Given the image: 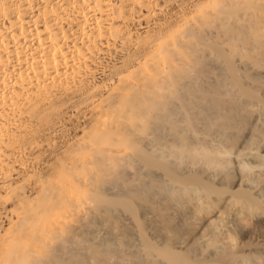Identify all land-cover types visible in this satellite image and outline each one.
Instances as JSON below:
<instances>
[{
	"label": "bare ground",
	"instance_id": "obj_1",
	"mask_svg": "<svg viewBox=\"0 0 264 264\" xmlns=\"http://www.w3.org/2000/svg\"><path fill=\"white\" fill-rule=\"evenodd\" d=\"M0 264H264V0H0Z\"/></svg>",
	"mask_w": 264,
	"mask_h": 264
}]
</instances>
